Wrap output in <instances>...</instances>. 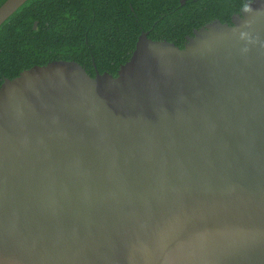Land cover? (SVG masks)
Listing matches in <instances>:
<instances>
[{
    "label": "water",
    "instance_id": "water-1",
    "mask_svg": "<svg viewBox=\"0 0 264 264\" xmlns=\"http://www.w3.org/2000/svg\"><path fill=\"white\" fill-rule=\"evenodd\" d=\"M148 34L116 76L3 82L0 264H264V0L183 47Z\"/></svg>",
    "mask_w": 264,
    "mask_h": 264
},
{
    "label": "trees",
    "instance_id": "trees-1",
    "mask_svg": "<svg viewBox=\"0 0 264 264\" xmlns=\"http://www.w3.org/2000/svg\"><path fill=\"white\" fill-rule=\"evenodd\" d=\"M247 1L28 0L0 26V87L54 60L77 61L92 76H116L143 31L183 47L194 29L214 19L231 23Z\"/></svg>",
    "mask_w": 264,
    "mask_h": 264
},
{
    "label": "clouds",
    "instance_id": "clouds-1",
    "mask_svg": "<svg viewBox=\"0 0 264 264\" xmlns=\"http://www.w3.org/2000/svg\"><path fill=\"white\" fill-rule=\"evenodd\" d=\"M239 38L242 39V40H244V41H246L247 43H256L257 42L256 39L253 38V37H251L249 35V33L246 32V31H240L239 32ZM247 43L245 44L244 47H242L240 49V53L241 54H246L247 53V51H248Z\"/></svg>",
    "mask_w": 264,
    "mask_h": 264
}]
</instances>
